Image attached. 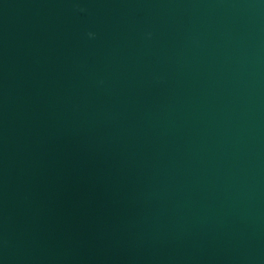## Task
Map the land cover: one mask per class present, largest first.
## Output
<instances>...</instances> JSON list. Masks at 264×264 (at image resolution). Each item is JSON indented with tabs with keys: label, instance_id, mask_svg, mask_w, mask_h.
I'll use <instances>...</instances> for the list:
<instances>
[{
	"label": "water",
	"instance_id": "water-1",
	"mask_svg": "<svg viewBox=\"0 0 264 264\" xmlns=\"http://www.w3.org/2000/svg\"><path fill=\"white\" fill-rule=\"evenodd\" d=\"M0 264H264V0H0Z\"/></svg>",
	"mask_w": 264,
	"mask_h": 264
},
{
	"label": "clouds",
	"instance_id": "clouds-1",
	"mask_svg": "<svg viewBox=\"0 0 264 264\" xmlns=\"http://www.w3.org/2000/svg\"><path fill=\"white\" fill-rule=\"evenodd\" d=\"M94 34L93 33H89V36H93Z\"/></svg>",
	"mask_w": 264,
	"mask_h": 264
}]
</instances>
